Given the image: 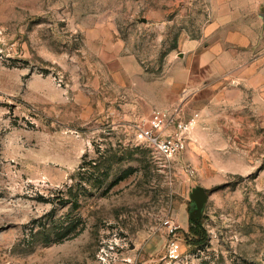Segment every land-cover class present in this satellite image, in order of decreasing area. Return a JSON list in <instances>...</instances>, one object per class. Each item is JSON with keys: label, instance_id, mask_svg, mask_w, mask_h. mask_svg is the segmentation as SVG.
Here are the masks:
<instances>
[{"label": "rangeland", "instance_id": "1", "mask_svg": "<svg viewBox=\"0 0 264 264\" xmlns=\"http://www.w3.org/2000/svg\"><path fill=\"white\" fill-rule=\"evenodd\" d=\"M248 34L264 0H0V264H264V97L221 76ZM164 107L198 113L166 164L133 137Z\"/></svg>", "mask_w": 264, "mask_h": 264}, {"label": "built area", "instance_id": "2", "mask_svg": "<svg viewBox=\"0 0 264 264\" xmlns=\"http://www.w3.org/2000/svg\"><path fill=\"white\" fill-rule=\"evenodd\" d=\"M181 110L178 107L156 108L134 129V140L151 146L156 157L165 164L183 153L192 138L198 113L185 116ZM186 167L189 173H194L193 167ZM164 224L170 234L176 232L178 226L173 219H165ZM169 251L174 259L180 257V244L175 238L170 241Z\"/></svg>", "mask_w": 264, "mask_h": 264}, {"label": "crops", "instance_id": "3", "mask_svg": "<svg viewBox=\"0 0 264 264\" xmlns=\"http://www.w3.org/2000/svg\"><path fill=\"white\" fill-rule=\"evenodd\" d=\"M253 35L246 36V42L243 45L239 44V47H233L226 50L223 55L221 65L222 69V80L230 83L231 79L233 81L237 80L239 84L234 88L230 86L231 84H224V92H228V95H231V91L238 88L240 94L243 95L245 99H257L258 97H264L263 91L264 88V46L257 47V44L252 46V42L249 40V37ZM253 40V38H252ZM206 60L207 64H215V57L210 56ZM220 65V62H217ZM231 99L229 98V102ZM250 103L246 102L245 111L246 114L250 112ZM242 104V103H240ZM245 119L248 120L249 117L245 115ZM250 119V118H249ZM196 132V131H195ZM196 134V133H195ZM192 139V138H191Z\"/></svg>", "mask_w": 264, "mask_h": 264}, {"label": "water", "instance_id": "4", "mask_svg": "<svg viewBox=\"0 0 264 264\" xmlns=\"http://www.w3.org/2000/svg\"><path fill=\"white\" fill-rule=\"evenodd\" d=\"M181 54H183L181 52ZM191 199L195 202L196 207L191 211V218L198 220L203 213L205 202L208 198L209 191L202 185H197L191 192Z\"/></svg>", "mask_w": 264, "mask_h": 264}, {"label": "trees", "instance_id": "5", "mask_svg": "<svg viewBox=\"0 0 264 264\" xmlns=\"http://www.w3.org/2000/svg\"><path fill=\"white\" fill-rule=\"evenodd\" d=\"M207 190L210 191L211 189ZM190 230L193 234V237L191 239L192 243L199 244L206 240L207 231L199 220H194L191 218Z\"/></svg>", "mask_w": 264, "mask_h": 264}]
</instances>
